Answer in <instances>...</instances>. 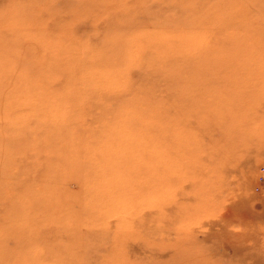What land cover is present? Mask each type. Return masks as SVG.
<instances>
[{"label":"rangeland","instance_id":"obj_1","mask_svg":"<svg viewBox=\"0 0 264 264\" xmlns=\"http://www.w3.org/2000/svg\"><path fill=\"white\" fill-rule=\"evenodd\" d=\"M0 264H264V0H0Z\"/></svg>","mask_w":264,"mask_h":264},{"label":"bare ground","instance_id":"obj_2","mask_svg":"<svg viewBox=\"0 0 264 264\" xmlns=\"http://www.w3.org/2000/svg\"><path fill=\"white\" fill-rule=\"evenodd\" d=\"M219 68V67H218ZM225 118V117H224ZM228 118V117H227ZM225 121V119H223ZM225 219V218H224Z\"/></svg>","mask_w":264,"mask_h":264}]
</instances>
